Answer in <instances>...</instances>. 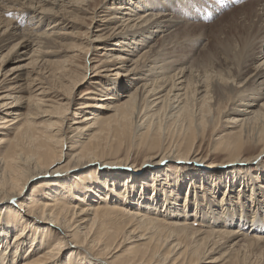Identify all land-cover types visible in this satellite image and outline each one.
Here are the masks:
<instances>
[{
	"label": "bare ground",
	"instance_id": "obj_1",
	"mask_svg": "<svg viewBox=\"0 0 264 264\" xmlns=\"http://www.w3.org/2000/svg\"><path fill=\"white\" fill-rule=\"evenodd\" d=\"M105 1L0 0V264H264V59L255 66L264 55V0H199L204 9L229 13L247 7L256 25L254 34L224 49L219 67L174 48L188 23L170 14L168 0H114L98 19ZM192 6L193 15H203ZM82 19L100 22L93 31L92 23L83 26V41L73 47L86 64H76L74 52L68 66L59 65L55 36ZM161 33L162 43L150 44ZM113 40L119 51L109 47L98 53L103 58L92 57ZM18 59L25 63L8 68ZM117 68L125 69L93 81L100 93L83 97L93 94L87 98L96 103H79L67 127L88 73ZM16 71H24L16 77L21 85L9 80ZM223 125L227 135L218 131ZM209 129L213 152L229 155L224 165L207 166L199 157ZM135 148L156 152L144 160L147 167L113 157ZM172 161L191 182L221 168L243 187L237 199L230 192L218 202L216 191L195 185L191 222L190 212L166 214L178 202L163 213L153 198L123 193L118 175L152 171L156 181ZM40 181L47 188L27 195ZM171 188L180 190V182ZM191 202L190 194L183 207Z\"/></svg>",
	"mask_w": 264,
	"mask_h": 264
},
{
	"label": "rangeland",
	"instance_id": "obj_2",
	"mask_svg": "<svg viewBox=\"0 0 264 264\" xmlns=\"http://www.w3.org/2000/svg\"><path fill=\"white\" fill-rule=\"evenodd\" d=\"M114 0H106L104 3H102L99 6V17L102 15L103 11L106 10V6L110 5L113 3ZM168 5H170V14H179L181 15L187 25L184 26V30L180 31V33L176 36V38H173V43L174 48L177 50H186L190 51L192 53V57H195L194 60L196 62H200V64L205 65L207 67H219L221 64V61L223 60V51L227 46H233L236 42H241L244 40L245 37L254 34L256 31V25L252 21V17L250 15V9L247 7H240L236 6L233 10L232 13H229L228 11L225 10H220L218 11L217 9L219 8H214L213 6L207 4V8L204 9V4L200 3L199 0L197 1H192V0H168L166 1ZM192 5L195 6V9H204L203 15L200 16H195L193 13L194 9H192ZM104 7V8H103ZM238 9H241L240 11H237ZM173 13V14H172ZM82 15V14H81ZM103 16V15H102ZM81 17L84 18L82 15ZM96 19L94 22H91L89 19H82V20H76L79 22V25L77 26H67L64 27V29L60 30L59 32L61 34L64 33V36L58 35L55 36L57 38V47L53 49L55 51V54L53 55L52 58L55 60L61 61L59 65H67L68 64V54L74 53L75 54H80L79 57L75 59V63L78 65H84L86 64L85 56L84 54L74 51L75 48L74 45L82 42L83 38V32L85 28L83 26H88L89 24L92 23L90 26V30L93 31L95 30V26L99 25V21ZM87 22V23H86ZM190 23V24H189ZM113 26V24L110 25V28ZM47 26H44V28ZM180 30V29H179ZM177 30V31H179ZM96 33V32H95ZM184 37V38H183ZM185 38H188L186 41H182ZM176 39V40H175ZM163 41V34H158L154 40L150 42V44H156L159 45ZM117 40H113L109 42L103 50L100 51H94L92 53L93 58H103V56H99L100 54L98 53H106L108 51L109 47H117L116 49H121L122 47L116 45ZM176 46V47H175ZM185 46V47H184ZM183 47V48H182ZM174 48H171V50H174ZM186 48V49H185ZM196 48V50H194ZM175 49V50H176ZM188 49V50H187ZM179 50V51H180ZM191 50H194V54ZM65 51H70V53L66 52L65 54L63 52ZM111 51V50H110ZM184 51V52H186ZM116 52V51H112ZM181 52V51H180ZM91 56V55H90ZM89 57V56H88ZM198 58V61L196 60ZM264 59V55H260L259 58L255 61L256 65L261 64V62ZM19 61L21 63H19ZM25 61L18 59L14 60L10 65H8V68H11L12 66H17L18 64H23ZM58 66V65H57ZM68 66V65H67ZM264 68V64L262 65ZM125 68H117L112 71H102L101 74H95V73H88V76L84 82V84H81V86L76 89V101L73 103L75 106H71V109L69 110L68 114V120L66 122V126L69 127L73 121V117L75 116V111L78 110V107H80L81 102L83 101H90L88 100V96L91 95H86L84 96V93L87 90H94L96 93H100L98 91L99 85H96L93 83V81L96 80V78H101L103 81L107 82L106 79H110L112 77H115V73L117 70H120V72L123 73V70ZM103 70V68H102ZM21 72L24 71H16L14 74H10L9 80L12 83L18 82V85L23 84L25 81L24 80H17V76L20 75V78H24L21 76ZM254 73V72H253ZM92 81V82H91ZM15 85V84H14ZM1 92V91H0ZM122 92V91H121ZM25 96H28V92L22 93ZM49 97H45V99L52 100L54 94H48ZM50 102V101H47ZM96 103V101H90ZM95 109V107H93ZM27 106L24 108V112H26ZM227 125V124H226ZM220 133L228 134L231 132L230 128L228 129V126H222L218 130ZM223 131V132H222ZM235 131V130H233ZM214 134H211V129L208 130L207 136L205 140L199 144L201 147L199 152H201V155L199 157L206 158V164L207 166L209 165H216V164H226L228 162V154L227 152L223 151H218V152H213L212 150V145L214 141ZM253 148V147H252ZM253 151L247 152V156H254L258 152V148L252 149ZM156 152L152 151H147L144 148H135L128 153L127 151H123L122 154H119L117 156H113L117 159H126L128 160L127 163H129V167L133 166L135 169H139L147 166H143L144 160L149 158V155L152 156ZM148 155V156H147ZM108 159H111L109 157ZM115 160V159H113ZM148 162V161H146ZM263 165H261L262 170L264 171V159L262 160ZM188 167H192V165H188ZM103 167L100 166L97 168L98 171H102ZM193 169V168H192ZM259 168H254V171L257 172ZM126 171L129 170L131 171V168H126ZM165 170V173H161L160 177L155 179V173H151L152 171L146 172L143 175H138V176H130L132 179H122L123 176L118 175L116 178L120 182L122 180V183L120 184V187H123L125 185V189L123 190V193H128L130 195H133L137 200L140 198L142 195V202L143 201H152L150 198L154 199V206H158L157 211H162L164 212V206L168 203H173V202H178L180 205H178L179 208L175 210V212H170L166 214H173V213H180L185 214L186 212H190L188 214V217L190 219L188 220L191 222L194 220L195 216L194 213L196 212L195 209V203L193 201V198H195V193L193 192V189L195 188V185L197 184H205L208 189H212L217 192V198L216 201L220 202L222 200V196L228 195L230 192V195L234 197L233 199H237L238 196V191L242 189L243 187V182H241L237 178H233L231 175H225L229 174L231 170L228 171H222L220 168L219 171H213V170H207L202 173H200L199 177H195V181H190L188 171L185 169L182 171L180 169L179 164H177L175 161H172L169 163V166L162 169ZM195 170V169H193ZM245 173H250L248 170H244ZM133 172V171H131ZM94 173V171H92ZM182 174V175H181ZM222 176V179H221ZM238 175L236 174V177ZM91 175H89L88 178H90ZM129 181V182H128ZM41 183L39 184H32L30 185L27 195H29L33 190L39 191L40 193L43 189L47 188V185H44L45 182L40 181ZM43 182V183H42ZM111 182V181H109ZM128 182V183H127ZM180 182L181 189L180 190H173L171 188V184ZM55 183V182H54ZM213 185V186H212ZM216 185V188L214 187ZM43 192V191H42ZM177 194L180 195V198L177 200ZM191 194L192 197V202L190 203V206H187L186 209L183 207V204L186 201V198L189 197ZM136 200V201H137ZM248 205L251 206V203L248 202ZM175 209V208H172ZM264 212V209L262 210ZM193 215V216H192ZM192 216V217H191ZM199 219L201 221L199 222ZM205 220L203 219L202 222V217H198L196 220L197 224H205ZM251 225V223H249ZM199 226V225H195ZM204 228V227H202ZM249 228V227H248ZM65 257V256H64Z\"/></svg>",
	"mask_w": 264,
	"mask_h": 264
}]
</instances>
